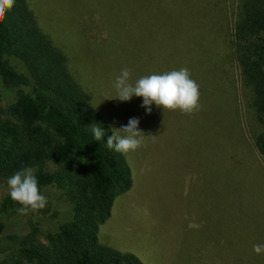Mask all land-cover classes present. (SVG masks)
<instances>
[{"label": "rangeland", "instance_id": "374dc122", "mask_svg": "<svg viewBox=\"0 0 264 264\" xmlns=\"http://www.w3.org/2000/svg\"><path fill=\"white\" fill-rule=\"evenodd\" d=\"M240 1L50 0L45 7L30 0L88 102L111 126L138 117L145 133L144 145L125 154L133 185L100 225L102 245L145 264H264V253L253 251L264 244V156L255 146L263 127L233 41ZM124 68L133 83L187 68L199 85L200 110L153 104L147 114L142 97L111 99ZM12 98L0 81V105ZM7 179L0 176V264H11L26 243L47 242L74 215L58 185L39 187L47 197L39 211L3 209Z\"/></svg>", "mask_w": 264, "mask_h": 264}, {"label": "trees", "instance_id": "16d2710c", "mask_svg": "<svg viewBox=\"0 0 264 264\" xmlns=\"http://www.w3.org/2000/svg\"><path fill=\"white\" fill-rule=\"evenodd\" d=\"M233 41L263 127L255 146L264 156V0L240 1ZM68 57L40 27L30 0H14L0 17V81L13 96L7 108L0 105V176L31 167L39 187L58 185L74 204L72 219L47 242L24 244L11 264H145L99 241L100 225L132 187L133 173L106 137L94 139L92 125L111 124L86 99ZM14 205L20 204L7 195L2 208Z\"/></svg>", "mask_w": 264, "mask_h": 264}, {"label": "clouds", "instance_id": "9594fccd", "mask_svg": "<svg viewBox=\"0 0 264 264\" xmlns=\"http://www.w3.org/2000/svg\"><path fill=\"white\" fill-rule=\"evenodd\" d=\"M14 0H0V17L10 10ZM130 69H122L114 82L116 96L122 102L130 101L133 96L142 97L143 107L147 114L152 112V105L169 110H180L182 113L193 114L200 110L199 85L191 78L187 68L172 70L162 74L142 76L134 83L130 80ZM140 119L131 117L126 125L110 126L108 130L92 125L91 131L95 140L106 137V147L117 153L127 154L144 145L145 133L139 129ZM107 131L111 135H107ZM11 199L21 205L17 212L21 215L29 211L36 212L45 208L47 197L40 192L38 180L31 167L15 172L7 179ZM256 254L264 253V244L253 245Z\"/></svg>", "mask_w": 264, "mask_h": 264}, {"label": "crops", "instance_id": "0c3cea01", "mask_svg": "<svg viewBox=\"0 0 264 264\" xmlns=\"http://www.w3.org/2000/svg\"><path fill=\"white\" fill-rule=\"evenodd\" d=\"M50 0H39V3H40V5H44L45 7H46V4L48 3H50L49 2ZM30 6H31V3H30ZM41 8H43V6H40ZM31 8H32V6H31ZM33 9V8H32ZM52 9H54V10H56V7H54V8H52ZM34 10V9H33Z\"/></svg>", "mask_w": 264, "mask_h": 264}]
</instances>
